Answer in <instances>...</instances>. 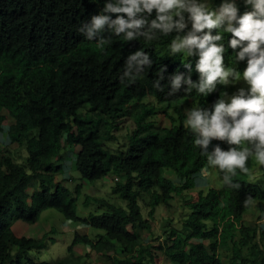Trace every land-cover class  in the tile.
Here are the masks:
<instances>
[{
  "label": "trees",
  "instance_id": "trees-1",
  "mask_svg": "<svg viewBox=\"0 0 264 264\" xmlns=\"http://www.w3.org/2000/svg\"><path fill=\"white\" fill-rule=\"evenodd\" d=\"M103 3L0 0V133L6 132L10 143L28 154L25 163H20L0 153V264L81 261L83 257L74 251L78 245L110 264H158L160 259L166 264H264V223L252 225L244 218L254 204H264L260 185L264 182L251 179L255 156L247 161L248 172L236 169L232 177L239 189L223 183L221 190L210 189L197 199H185L190 214L187 216L186 209L179 226L169 219L162 234L154 235L157 208L170 207L175 198L195 189L196 176L211 167L194 144L195 133L185 126L180 104L190 100L195 106L211 108L225 97L227 87L217 83L207 95L195 89L169 95L170 77L177 72L190 74L194 82L199 80L198 58H185L170 50L172 40L189 28L167 36L156 30L151 40L143 36L126 40L123 34L116 36L106 30L104 36L110 42L103 47L84 39L78 32L80 23L97 13ZM220 3L213 0L210 7L217 8ZM245 6L239 7L241 14ZM155 15L154 10L149 19ZM217 31L212 30L213 34ZM223 36L218 43L225 44L224 57L235 60L239 49L228 46L232 34ZM138 50L145 51L151 63L143 66L135 80L125 77L121 81L127 57ZM152 98L160 104L181 101L175 106L174 118L167 113L174 122L171 127L158 128L151 119L157 111L144 100ZM126 118L135 124L126 149L107 148L105 143L117 140L119 125ZM217 144L223 150L237 147L213 139L207 151L211 153ZM69 149H77L74 166L83 180L96 182L114 175L112 194L124 201L125 208L88 197L85 206L95 202L104 211L83 219L77 215L82 186L71 191L57 179ZM257 164L264 175V164ZM167 172L174 173L177 181ZM50 209L101 232L94 238L76 233L67 259L33 261L29 252L45 249L47 234L40 239L17 236L12 227L16 221L36 224ZM146 234L151 237L148 242Z\"/></svg>",
  "mask_w": 264,
  "mask_h": 264
},
{
  "label": "clouds",
  "instance_id": "clouds-1",
  "mask_svg": "<svg viewBox=\"0 0 264 264\" xmlns=\"http://www.w3.org/2000/svg\"><path fill=\"white\" fill-rule=\"evenodd\" d=\"M245 3L247 11L241 14L237 0H221L217 8H211L206 0H104L103 7L78 28L84 39L103 47L110 42L104 36L106 30L116 36L123 34L126 40L139 36L151 40L156 30L165 36L174 31L184 32L190 21V30L173 39L170 50L173 54L185 52L188 56H198L195 68L199 80L194 82L190 74L177 72L170 77L169 95L182 89L186 93L195 89L207 95L217 83L227 84L230 77L241 79L240 72L225 66V44L218 43L224 33L232 34L228 46L239 49L235 53L237 60H247L242 78L249 87L240 88L230 98L217 99L211 108L186 109L184 123L195 133L194 144L207 156L208 164L217 166L223 172V183L236 189L240 185L232 177L236 169L248 172L249 157L255 156L264 164V0H245ZM154 10L155 17L149 19ZM213 29L218 31L213 34ZM150 63L149 55L143 50L129 55L121 81L125 77L135 80L143 72V66ZM187 67L191 69V65ZM213 139L237 147L223 150L217 144L209 153ZM242 144L248 146L240 147Z\"/></svg>",
  "mask_w": 264,
  "mask_h": 264
},
{
  "label": "rangeland",
  "instance_id": "rangeland-1",
  "mask_svg": "<svg viewBox=\"0 0 264 264\" xmlns=\"http://www.w3.org/2000/svg\"><path fill=\"white\" fill-rule=\"evenodd\" d=\"M209 6H212L213 0H206ZM245 5V0H237L238 7ZM247 11V10H246ZM245 11V12H246ZM188 28H191V22L188 21ZM205 31H208L207 29ZM185 58H198V56H188L187 53L182 52ZM224 64L227 68L241 69V79L236 80L229 78V82L226 84L227 93L224 98H230L232 95L236 94L240 88L247 89L249 85L242 78V73L247 66V60L239 61L237 58L232 60L228 57H224ZM181 102V101H180ZM179 103H158L154 98L145 99L144 103L152 106L157 111L154 116L151 117L158 125L161 127H171L174 122L167 117V113L170 114V118L176 116L174 110L175 106ZM190 100H184L180 104V109L185 115L186 109H191L194 107ZM198 106V104H197ZM176 124V123H175ZM178 124V122H177ZM120 131L117 132V140L114 142L105 143V146L113 151L126 149L128 142V135L135 129L134 121L131 118H126L119 125ZM77 149H72L67 151L65 156V161L63 162V172L57 175V179L63 181V186L67 189L74 191L77 187L82 186L81 194L78 197L77 202V215L80 218H86L90 214H101L104 209L100 208L95 202H92L89 206H85V201L88 197H95L99 199H106L107 201L115 204L118 207L125 208L126 205L119 197L112 194V186L114 185V175L111 173L104 179L96 182H88L82 179L80 173L76 170L74 163L76 161ZM0 153L12 156L14 160L25 163L27 152L17 145L11 144L6 132L0 133ZM255 167L252 171V180L254 182H264L262 176V170L258 163V160L254 158ZM167 176L174 181H177V177L172 172H167ZM264 188V184H260ZM223 187V179L216 166L207 167L196 176V188L185 192L182 197L175 198L171 202L170 207L161 205L156 210V217L153 221V231L155 236L162 234L163 226L169 219L173 220L174 226H179L183 215L188 210L187 216L190 214V209L186 208L184 200L185 199H197L200 193L206 194L210 189L221 190ZM31 192V191H30ZM147 211L143 210V215L146 217ZM186 216V217H187ZM246 223L256 225H262L264 223V204L258 205L254 204L249 213L245 215ZM170 222V221H169ZM13 231L18 235L25 236L28 238H37V236L43 238L44 234H47L48 245L42 251H31L28 254V258L36 262L52 263L59 260L67 259L69 257V247L73 244L75 240L76 233L87 234L91 238H94L101 231L88 228L82 225L80 222H74L67 220L61 213L54 209L44 211L39 221L36 224H28L23 221H16L12 227ZM146 239L149 237L147 234L144 236ZM151 238V237H149ZM52 239L54 243L50 241ZM76 249V250H75ZM74 251L83 255L82 260L71 258L68 264H110L106 261L105 257L97 255L92 251L86 255L88 249L86 246L78 245ZM78 255V254H77ZM81 255V256H82ZM158 264H166L163 259L158 260Z\"/></svg>",
  "mask_w": 264,
  "mask_h": 264
},
{
  "label": "crops",
  "instance_id": "crops-1",
  "mask_svg": "<svg viewBox=\"0 0 264 264\" xmlns=\"http://www.w3.org/2000/svg\"><path fill=\"white\" fill-rule=\"evenodd\" d=\"M15 234L17 235V236H21V235H18L16 232H15ZM155 235V234H154ZM145 236V235H144ZM42 237V236H41ZM41 237H39V236H37V238L38 239H40ZM150 237V236H149ZM149 237H147V239L144 237V239L148 242L149 241V239H151V238H149ZM88 249V252H87V254H89L91 251H90V249L89 248H87ZM76 250V249H75ZM76 252V251H75ZM76 254H78L79 256H81L82 254H79V253H77L76 252ZM86 254V255H87ZM112 255L114 256V252L112 253ZM118 256V255H117ZM82 257H83V255H82ZM106 261H108V260H106ZM109 263H111V261H108ZM166 262V261H165Z\"/></svg>",
  "mask_w": 264,
  "mask_h": 264
}]
</instances>
